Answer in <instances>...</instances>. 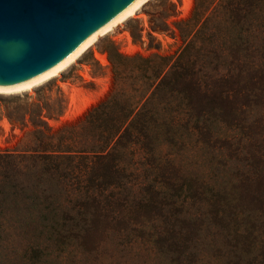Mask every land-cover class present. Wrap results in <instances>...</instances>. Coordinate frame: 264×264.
Wrapping results in <instances>:
<instances>
[{"label":"rangeland","instance_id":"obj_1","mask_svg":"<svg viewBox=\"0 0 264 264\" xmlns=\"http://www.w3.org/2000/svg\"><path fill=\"white\" fill-rule=\"evenodd\" d=\"M193 1L147 0L58 75L0 93V149L14 147L32 121L52 128L74 123L103 100L112 86L109 40L127 55H174L182 46L174 23L190 15ZM225 48L207 61L218 73L229 67V79L243 91L221 100L211 94L220 105L189 136L169 139L170 124L161 122L150 130L159 139L137 140L121 157L130 174L126 190H116L128 201L88 207L79 236L0 235V264H26L22 257L35 254L42 264H264V48L246 51L245 70L231 62L237 49ZM61 104L60 115L47 114Z\"/></svg>","mask_w":264,"mask_h":264},{"label":"trees","instance_id":"obj_2","mask_svg":"<svg viewBox=\"0 0 264 264\" xmlns=\"http://www.w3.org/2000/svg\"><path fill=\"white\" fill-rule=\"evenodd\" d=\"M174 24L182 39L174 55H127L109 40L105 49L112 86L107 96L77 122L52 128L32 121L14 147L0 149V235L79 236L88 207L128 201L116 190H126L130 174L121 157L132 152L137 140L159 139L150 130L161 122L170 124L165 137L189 136L220 105L211 94L221 100L244 90L229 79V67L218 73L207 58L222 46L230 53L236 48L239 55H229L231 62L248 69L246 51L264 48V0H194L190 15ZM199 55L204 62L197 61ZM249 71L253 77L259 73L256 66ZM174 98L175 108L161 117L159 111ZM62 111L61 104L47 114ZM146 182L142 177L140 188ZM22 261L42 264L45 259L35 254Z\"/></svg>","mask_w":264,"mask_h":264},{"label":"water","instance_id":"obj_3","mask_svg":"<svg viewBox=\"0 0 264 264\" xmlns=\"http://www.w3.org/2000/svg\"><path fill=\"white\" fill-rule=\"evenodd\" d=\"M129 0H0V83L53 63Z\"/></svg>","mask_w":264,"mask_h":264},{"label":"bare ground","instance_id":"obj_4","mask_svg":"<svg viewBox=\"0 0 264 264\" xmlns=\"http://www.w3.org/2000/svg\"><path fill=\"white\" fill-rule=\"evenodd\" d=\"M146 1L147 0H129L116 12L91 29L66 53L50 65L24 78L0 83V93H13L27 90L40 84L44 80L58 75L62 70L73 63L88 47L94 44L100 35L112 31L118 24L133 16ZM98 57L101 62L104 63L106 61L104 55H98Z\"/></svg>","mask_w":264,"mask_h":264}]
</instances>
